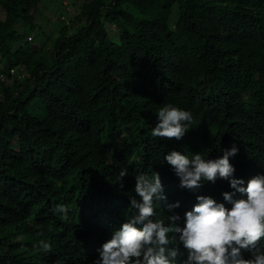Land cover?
<instances>
[{
  "label": "trees",
  "instance_id": "trees-1",
  "mask_svg": "<svg viewBox=\"0 0 264 264\" xmlns=\"http://www.w3.org/2000/svg\"><path fill=\"white\" fill-rule=\"evenodd\" d=\"M60 3L51 37L40 0H0V264L83 263L79 229L125 219L132 170L168 175L181 206L169 151L264 145V0ZM166 103L193 114L180 141L151 135Z\"/></svg>",
  "mask_w": 264,
  "mask_h": 264
},
{
  "label": "clouds",
  "instance_id": "clouds-1",
  "mask_svg": "<svg viewBox=\"0 0 264 264\" xmlns=\"http://www.w3.org/2000/svg\"><path fill=\"white\" fill-rule=\"evenodd\" d=\"M156 118L151 135L176 141L193 122L189 110L172 103L163 104ZM202 154L175 149L163 157L179 187L191 193L181 206L167 203L168 175L154 168L132 170L140 174L131 182V213L118 220L120 211H111L107 222L80 228L79 240H85L80 264H264V145L250 138ZM125 175L126 168L119 179ZM54 212L67 219L69 207L58 204ZM39 247L51 250L45 240Z\"/></svg>",
  "mask_w": 264,
  "mask_h": 264
},
{
  "label": "rangeland",
  "instance_id": "rangeland-1",
  "mask_svg": "<svg viewBox=\"0 0 264 264\" xmlns=\"http://www.w3.org/2000/svg\"><path fill=\"white\" fill-rule=\"evenodd\" d=\"M39 9L42 10L44 8H46V11L47 13H44V14H47L49 15V23L46 24L47 29H45L47 31V33L49 34V36L52 37L54 31H55V27L57 25H59L60 23V15L62 13H64V9L62 8L61 6V3H60V0H40V5H38ZM40 12V13H41ZM41 18H46V15H42L41 13ZM41 18H40V15L39 13L36 15V21L40 22L41 21ZM35 21V22H36ZM36 25V29L33 30L31 32V34L37 39L34 41V38L32 40L31 43H35V44H38V43H42V44H46L48 41V39L46 38V35H41L40 36V31L38 30V24L35 23ZM9 81V80H8ZM11 81H9L8 83H10Z\"/></svg>",
  "mask_w": 264,
  "mask_h": 264
},
{
  "label": "built area",
  "instance_id": "built-area-1",
  "mask_svg": "<svg viewBox=\"0 0 264 264\" xmlns=\"http://www.w3.org/2000/svg\"><path fill=\"white\" fill-rule=\"evenodd\" d=\"M65 3V2H64ZM62 20H65V18H62Z\"/></svg>",
  "mask_w": 264,
  "mask_h": 264
}]
</instances>
